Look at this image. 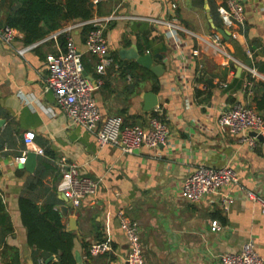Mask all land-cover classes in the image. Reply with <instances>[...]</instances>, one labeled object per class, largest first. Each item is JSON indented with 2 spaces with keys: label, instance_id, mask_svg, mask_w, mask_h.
I'll use <instances>...</instances> for the list:
<instances>
[{
  "label": "crops",
  "instance_id": "crops-1",
  "mask_svg": "<svg viewBox=\"0 0 264 264\" xmlns=\"http://www.w3.org/2000/svg\"><path fill=\"white\" fill-rule=\"evenodd\" d=\"M215 1L218 8L224 0ZM241 1L247 22L236 28L237 36L224 41L232 59L211 44L210 35L225 27L220 14L221 23H216L208 0L203 7L192 0H93L89 21L109 19L105 36L113 63L103 74L97 72V57L87 51L82 22H69L33 44L25 43L18 29L11 43L0 38V197L14 227L7 241L20 249L21 264L33 260L21 215L23 195L40 205L54 195L61 200L55 209L66 229L76 234L75 252L84 264H127L120 211L139 223L147 264H221L223 253L239 252L248 241L264 256L262 204L246 195L250 191L264 198V139L251 146L245 133L218 123L222 111L239 103L260 114L255 98L264 93V0ZM167 19L178 26L176 35L160 22ZM61 35L71 36L83 51L89 79H102L93 93L102 117L119 116L124 125L148 128L159 107L171 130L166 145L126 153L112 144L101 147L96 132L72 123L54 94L45 91L47 55L63 48ZM130 48L150 54L155 65H163L162 74L123 59L121 50ZM135 63L149 76L137 81L127 69ZM147 92L157 94L159 101L150 111L145 110ZM27 131L35 132L33 172L18 163L28 149L23 141ZM64 156L98 184L96 194L87 196L80 208L70 206L67 217L62 207L70 201L57 189ZM227 164L240 179L225 190L230 203L218 194L201 201L182 197L184 180L199 166ZM38 171L42 181L30 188ZM214 220L220 223L216 230ZM98 241H109L112 249L92 256L90 246ZM5 263L0 253V264Z\"/></svg>",
  "mask_w": 264,
  "mask_h": 264
},
{
  "label": "built area",
  "instance_id": "built-area-1",
  "mask_svg": "<svg viewBox=\"0 0 264 264\" xmlns=\"http://www.w3.org/2000/svg\"><path fill=\"white\" fill-rule=\"evenodd\" d=\"M102 0H94L99 3ZM176 4H174V7ZM219 14L224 27L232 36H237L236 28L245 25L247 13L245 4L241 0H224L218 7ZM109 19H96L94 21L82 22L92 23L91 29L86 38L87 51L98 59L97 72L105 73L107 66L113 63L110 56V48L105 36V26ZM166 24L173 35H176L178 26L170 20H161ZM17 29L10 25L0 26V38L8 43L16 37ZM230 35V36H231ZM211 37V44L217 53L224 54L232 59V56L225 49V37L221 32H216ZM21 53L24 49L20 50ZM84 53L76 45L74 39L67 35V45L57 52H50L47 55L49 74L46 81L45 91L52 92L57 103L75 125H81L85 129L94 131L97 134L101 147L112 144L120 147L126 153H132L141 147L150 149L166 145L170 137V126L166 121L162 109L157 107L150 117V127L144 128L138 125H124L122 117H102L99 105L94 97V90L102 79L95 81L89 79L86 73ZM252 72H255L251 69ZM218 123L222 128H228L234 133H245L243 139L251 146L256 144L257 136L264 138V118L254 109L244 104H236L231 108L222 111L218 117ZM35 139L34 131H27L23 141L27 146L24 156L18 158V163L25 162L31 145ZM39 153H44L38 148ZM59 168L62 174L57 189L73 205L80 208L84 199L89 195H95L98 190L96 181L84 177L76 163L62 157L59 161ZM1 170V165H0ZM240 179L236 169L230 165L213 167L201 165L193 173L186 177L183 182L181 195L189 201H201L209 195H223L224 202L230 203L232 197L225 192L227 188L239 185ZM248 198L259 201L262 204L264 214V198L247 191ZM121 227L127 237L128 254L127 264H147L144 245L141 240V227L137 221L132 220L124 211L119 212ZM213 229L220 227L218 220L213 221ZM112 249L109 241H98L90 246L92 256L106 254ZM221 264H264V256L257 250L254 241L246 242L241 251L223 253L220 256Z\"/></svg>",
  "mask_w": 264,
  "mask_h": 264
},
{
  "label": "trees",
  "instance_id": "trees-1",
  "mask_svg": "<svg viewBox=\"0 0 264 264\" xmlns=\"http://www.w3.org/2000/svg\"><path fill=\"white\" fill-rule=\"evenodd\" d=\"M208 1L215 21L220 25L216 1ZM192 3L203 7L205 0H192ZM94 6L93 0H0V26L10 25L20 30L25 34V43L33 44L64 28L69 22L89 21L93 16ZM93 27L92 23L84 24V34L88 35ZM59 39L65 48L67 36L61 35ZM127 69L137 81L149 76L136 63L130 64ZM255 100L256 108L264 118V93ZM42 175L43 172L38 171L28 186L35 188L37 182L42 181ZM59 203L61 200L56 195L44 205H40L30 195L20 198L22 220L28 229V242L33 248L35 264H78L75 255L76 234L66 229L61 212L55 209ZM13 230L11 217L0 197V253L5 264H21L20 249L7 241ZM85 246L88 251L89 246ZM88 257L91 258L89 252Z\"/></svg>",
  "mask_w": 264,
  "mask_h": 264
},
{
  "label": "water",
  "instance_id": "water-1",
  "mask_svg": "<svg viewBox=\"0 0 264 264\" xmlns=\"http://www.w3.org/2000/svg\"><path fill=\"white\" fill-rule=\"evenodd\" d=\"M219 32H221L226 39L230 38L231 33L228 29L219 28ZM121 56L123 59L135 60L137 63H139L143 67L150 69L151 71L155 72L158 75L162 74L161 70H163V65H155L154 59L150 54L140 55V53L135 48H130V49H122ZM145 101H146L145 103L146 111H150L154 109V107L159 104L158 96L154 92H147L145 95ZM251 135L257 136L258 138L262 140L264 139L261 135H257V133L255 132H252ZM36 161H37V154L34 151H29L25 162L20 164V166L26 167L30 172H33L36 166ZM65 199L69 201L66 197ZM70 206H73L71 202H69L68 205H65L62 207V212L65 217L68 216V211H69ZM70 222H71L72 229H75L73 227V224L76 223L75 219L70 218ZM75 255H76L78 264H84L81 253L79 251H76ZM30 264H35V262L32 260L30 261Z\"/></svg>",
  "mask_w": 264,
  "mask_h": 264
}]
</instances>
